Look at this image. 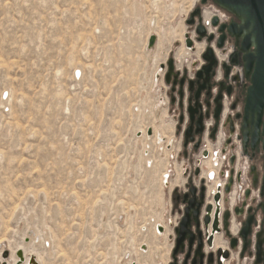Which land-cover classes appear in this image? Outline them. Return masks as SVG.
Wrapping results in <instances>:
<instances>
[{
  "label": "rangeland",
  "instance_id": "rangeland-1",
  "mask_svg": "<svg viewBox=\"0 0 264 264\" xmlns=\"http://www.w3.org/2000/svg\"><path fill=\"white\" fill-rule=\"evenodd\" d=\"M194 1L0 0V264H169Z\"/></svg>",
  "mask_w": 264,
  "mask_h": 264
},
{
  "label": "flooded vegetation",
  "instance_id": "flooded-vegetation-1",
  "mask_svg": "<svg viewBox=\"0 0 264 264\" xmlns=\"http://www.w3.org/2000/svg\"><path fill=\"white\" fill-rule=\"evenodd\" d=\"M185 22L187 57L162 65L177 118L169 264H264V0H195Z\"/></svg>",
  "mask_w": 264,
  "mask_h": 264
},
{
  "label": "bare ground",
  "instance_id": "bare-ground-1",
  "mask_svg": "<svg viewBox=\"0 0 264 264\" xmlns=\"http://www.w3.org/2000/svg\"><path fill=\"white\" fill-rule=\"evenodd\" d=\"M18 253L22 254L21 257H19ZM0 257H1V253H0ZM7 261H13L12 264H38L37 260L34 257L27 258V255L23 250V248H19L16 251H12L10 258L8 260H5V262ZM2 262L3 260L0 258V263Z\"/></svg>",
  "mask_w": 264,
  "mask_h": 264
},
{
  "label": "water",
  "instance_id": "water-1",
  "mask_svg": "<svg viewBox=\"0 0 264 264\" xmlns=\"http://www.w3.org/2000/svg\"><path fill=\"white\" fill-rule=\"evenodd\" d=\"M253 14H254V16H253V21H254L255 23H257L258 20H260V21L262 20V11H260V15H261V16H259V17H258V13H257L256 11H254ZM259 23H260V22H259ZM154 42H155V37H152L151 42H150V45H153ZM18 255H19V257H21L22 254H21V253H18ZM8 258H9V252H4V253H3V259L6 260V259H8ZM3 264H4V263H3Z\"/></svg>",
  "mask_w": 264,
  "mask_h": 264
}]
</instances>
